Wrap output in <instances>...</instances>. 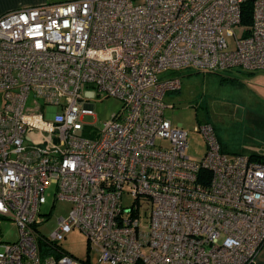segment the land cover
<instances>
[{
	"label": "built area",
	"instance_id": "2783aa9c",
	"mask_svg": "<svg viewBox=\"0 0 264 264\" xmlns=\"http://www.w3.org/2000/svg\"><path fill=\"white\" fill-rule=\"evenodd\" d=\"M186 68L264 72V0H70L0 16V264H98L59 244L73 228L100 263L253 264L264 161L224 150L210 122L197 127L205 155L187 154L188 131L164 116ZM89 93L123 107L87 124ZM52 185L72 211L48 237Z\"/></svg>",
	"mask_w": 264,
	"mask_h": 264
},
{
	"label": "rangeland",
	"instance_id": "374dc122",
	"mask_svg": "<svg viewBox=\"0 0 264 264\" xmlns=\"http://www.w3.org/2000/svg\"><path fill=\"white\" fill-rule=\"evenodd\" d=\"M237 34H241L237 31ZM235 37L229 41L234 46ZM182 78L179 91L165 95L164 101L168 105L164 116L173 125H180L188 131L187 154L192 158H202L207 149V141L197 127L205 122L212 123L220 139L225 142L230 152L258 149L264 136V126L259 118L264 117V72L249 73L240 69L222 74L239 77L241 83H223L218 74L197 71L186 68L175 72ZM170 71L161 77H168ZM90 102L94 104V115H89L84 122L103 127L114 112L123 107L121 99L114 96L99 97L89 93ZM28 107H35L32 100ZM61 110V109H60ZM55 186H50L45 194L47 201L40 207L44 220L40 231L50 237L58 228L61 218H68L72 211V204L67 200L57 199ZM132 197L127 196L126 201ZM3 241H15L19 237L20 229L15 220H6L2 224ZM68 252L81 260L90 259L94 263L99 255L90 251L87 235L79 228L71 229L66 237L59 242Z\"/></svg>",
	"mask_w": 264,
	"mask_h": 264
},
{
	"label": "crops",
	"instance_id": "0c3cea01",
	"mask_svg": "<svg viewBox=\"0 0 264 264\" xmlns=\"http://www.w3.org/2000/svg\"><path fill=\"white\" fill-rule=\"evenodd\" d=\"M70 0H0V16L3 15L6 12L13 11L22 7L26 6H33V5H39L43 3H61V2H67ZM259 121L261 122V126H264V117H260ZM264 132V129H263ZM220 138V137H219ZM262 143L258 147V149L250 150L248 152L245 151H239V152H230L228 145L223 142L221 139L222 144L224 145L225 149L230 153H242L251 155L253 153H259L264 154V136L262 137ZM253 264H264V244L258 253L256 259L254 260Z\"/></svg>",
	"mask_w": 264,
	"mask_h": 264
},
{
	"label": "trees",
	"instance_id": "16d2710c",
	"mask_svg": "<svg viewBox=\"0 0 264 264\" xmlns=\"http://www.w3.org/2000/svg\"><path fill=\"white\" fill-rule=\"evenodd\" d=\"M251 21H252V15H251V10H250L247 13H245L243 22L245 24H249V23H251ZM231 70H235V69H229L227 71H215V72L213 71L212 73L218 74L221 78V82H223V83H225V82L226 83H241V79L239 77L222 74L224 72H229ZM249 73H254V72H249ZM223 148H224V150H226L224 145H223ZM251 157L258 159V160H261V161H264V154L253 153V154H251ZM136 264H144V263L143 262H137Z\"/></svg>",
	"mask_w": 264,
	"mask_h": 264
}]
</instances>
